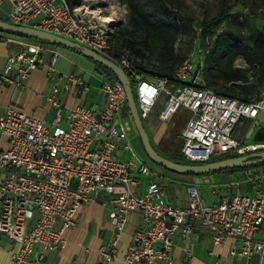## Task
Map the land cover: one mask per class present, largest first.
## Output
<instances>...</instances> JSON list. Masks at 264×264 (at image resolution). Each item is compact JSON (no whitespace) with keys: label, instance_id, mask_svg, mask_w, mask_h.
I'll return each mask as SVG.
<instances>
[{"label":"built area","instance_id":"2783aa9c","mask_svg":"<svg viewBox=\"0 0 264 264\" xmlns=\"http://www.w3.org/2000/svg\"><path fill=\"white\" fill-rule=\"evenodd\" d=\"M11 3L10 23L46 31L113 59L134 81L141 118L161 93L166 95L161 119L180 106L187 107L192 115L182 132L180 149L186 160L202 163L222 154L264 151V138L240 141L233 137L242 118L264 121L259 117L264 113V86L248 101L218 94L199 86L200 67L187 57L172 75L180 83L169 88L167 77L145 78L126 53L113 47V30L102 21L104 17L99 20L89 11L72 8L67 0ZM45 43L28 41L11 51L0 70V82L22 86L30 72L44 64ZM57 56L51 52L46 62L51 84L44 97L53 110L51 121L46 123L13 104L5 107L0 118V134L8 141V147L0 149V233L16 244L9 249L10 264H37L62 248L64 231L75 226L78 207L89 201L111 208L114 230L109 243L98 249L99 264H112L119 234L134 212L144 225L133 232L121 264H173L172 236L186 238L198 226L214 246L236 240L238 246L229 249L231 256L246 261L258 257V264H264V183L247 171L245 178L225 183L218 201L211 204L189 186L184 207L173 204L155 181L138 191L139 176L156 177L158 172L128 142L131 121L118 116L127 106L123 86L103 73L101 107L91 109L80 103L65 107L60 96L70 83L79 92L88 85L81 75L61 73L55 66ZM120 149L129 152L126 159L118 158ZM255 178L253 194H249L247 182Z\"/></svg>","mask_w":264,"mask_h":264},{"label":"crops","instance_id":"0c3cea01","mask_svg":"<svg viewBox=\"0 0 264 264\" xmlns=\"http://www.w3.org/2000/svg\"><path fill=\"white\" fill-rule=\"evenodd\" d=\"M11 9V0H0V20L9 22L8 13ZM28 41L34 40L0 32V70L5 66L7 55L11 51L18 50ZM46 44L47 43H45L44 46L48 49L50 46ZM44 57V64L33 69L29 76L23 80L22 86L14 87L0 82V118L4 113L5 107L9 104H13L20 107L25 112L43 119L46 123L51 121L53 110L46 103L44 97L51 84L46 73V62L49 58V54H47L46 51H44ZM58 57L59 56H57L55 65L56 68L61 73H73V71L66 68L64 63L59 64ZM87 70L92 74L89 79L84 78L81 73L77 74L81 75L84 82L88 85V89L85 92H79L75 83H70L68 89L61 92L60 98L65 107H72L80 103L88 108L96 109L101 107L104 103V95L99 89L101 74H103L102 68L98 67L95 63L90 64ZM73 74L76 75V73ZM92 77H94V81L91 80ZM57 83L62 85L63 80L59 79ZM153 106L147 116L142 118V121L144 120L143 125L153 147L159 153H166L164 157L172 158L175 155V151L169 149L171 139L175 135L174 133L179 132L183 141L182 132L192 112L187 107L182 106L189 112V115L184 121L181 129L176 131L160 118L162 108L157 115L152 113ZM128 115L129 113L126 108H123L118 114L119 118H128L131 121ZM259 117L264 120V113H260ZM260 123H264V121L258 122L255 120V129H259L253 141L264 138V127H260ZM61 124L64 125V121H62ZM132 130L133 123L131 122V130L128 136V142L131 148L142 160L158 172L156 177L149 175L139 176L141 181L138 191L145 189L148 183L155 181L161 186L166 197L173 204L184 207L187 204V187L194 186L198 189L202 197L204 194L207 195L205 197H208V199L207 201L205 200L206 198L204 199L205 203L211 204L218 201L224 187L223 185L234 178V173L228 172L190 175L170 171L159 165L154 166V163L148 159L144 152L140 137H138L139 135ZM7 147L8 141L0 134V149H6ZM128 155L129 152L124 149L118 151V158L120 159H126ZM75 219V226L66 229L63 233L65 238L63 247L47 254V256L37 264H99L98 249L101 245L109 243L114 230L110 220V206H103L99 201H89L78 207ZM143 225L144 221L139 213L134 212L128 216L125 226L119 234L118 242L115 247L116 258L113 260L112 264H121L120 257L130 242L133 232ZM172 238L173 264H258V257H252L250 260L246 261V259L241 256H231L229 254L231 245L238 246L236 240L214 246L209 234L200 226L193 229L191 234L186 238H181L178 234H174ZM12 247H16V244L0 233V264H10L9 249ZM187 249H189V253Z\"/></svg>","mask_w":264,"mask_h":264},{"label":"trees","instance_id":"16d2710c","mask_svg":"<svg viewBox=\"0 0 264 264\" xmlns=\"http://www.w3.org/2000/svg\"><path fill=\"white\" fill-rule=\"evenodd\" d=\"M72 8L81 4V0H67ZM228 0H219L218 13L202 22V48L205 50L200 67L199 86L211 88L218 94L235 97L248 101L250 97L257 95L264 86V31L256 29V37L248 42L241 28L240 15L230 12ZM129 22L133 25L131 30L116 29L111 34L112 45L120 50L123 42H126L132 52L130 59L135 69L147 79L167 77L168 87L179 84L172 75L178 65L187 57L175 52L174 46L179 36V29L172 24V20H179L183 24L192 25V19L182 15L177 9L168 5L165 0H128ZM232 17L226 26L222 22ZM141 31L136 36L134 32ZM116 38V40H114ZM154 45L158 48L151 65L144 64V51ZM237 58H242L247 68L234 66ZM102 72L115 76L104 66L97 63ZM126 72V71H125ZM127 73V72H126ZM134 99L137 104L135 85L130 75ZM128 112V108L126 106ZM181 145L175 150L174 157L168 159L183 164H193L186 160L181 152ZM237 156V154H222L208 161ZM264 166V162L240 168H230L215 173H239L251 167ZM251 179L247 186L251 187L256 182Z\"/></svg>","mask_w":264,"mask_h":264},{"label":"rangeland","instance_id":"374dc122","mask_svg":"<svg viewBox=\"0 0 264 264\" xmlns=\"http://www.w3.org/2000/svg\"><path fill=\"white\" fill-rule=\"evenodd\" d=\"M168 5L177 9L182 15L192 19V25H186L179 20H172V24L179 29V36L175 43L174 49L177 54H181L184 57H188L194 64L201 63L204 58L205 50L202 48V22L214 17L219 11V0H165ZM230 6V12L237 13L240 15L241 28L245 39L251 42L256 37V29L264 31V0H228ZM81 11H89L92 17L100 20L104 15H109L111 21H108V27L115 31L116 29H126L125 31L131 30L133 25L129 22V7L128 0H81V4L77 6ZM96 13H95V12ZM102 15V16H101ZM229 21H233L232 17L227 18L222 22V27L226 26ZM136 36L141 35V31L137 30L134 32ZM116 40V38H114ZM50 46L46 49V53L50 55L51 52H56L59 58V64L64 63L68 70L73 73H81L84 78L89 79L91 72L87 70L90 64H95L92 59L84 56L83 54L60 44H46ZM120 50L126 53L130 58L132 52L126 42H123ZM158 48L151 45L144 51V64L151 65L156 56ZM102 55L109 57L106 53ZM113 60V59H111ZM97 65V63H96ZM100 67L99 65H97ZM235 67L247 68L246 63L242 58H237L234 62ZM94 81V77L92 79ZM166 99L165 93H161L158 97L155 105L153 106L152 113H157L162 108L164 100ZM189 112L180 106L173 112L168 119L163 120L168 126L179 131L187 119ZM130 117V115H129ZM131 118V117H130ZM132 122V120H131ZM144 122V120H143ZM133 123V122H132ZM260 127H264V123H260ZM255 120L242 118L235 126L233 130V137L240 141H253L255 134L258 129L255 130ZM137 133L134 124L133 130ZM253 131V132H252ZM175 135L171 139L169 149L176 150L180 145L182 146V139L179 132L174 133ZM138 135V133H137ZM139 137V136H138ZM181 149V148H180ZM165 156L166 153H160ZM151 163V162H150ZM153 164V163H151ZM157 166V164H153ZM247 171L252 172V176H256L260 182L264 183V166L251 167L243 170L239 173H234L233 179L245 178ZM249 194H253L252 187L248 189ZM207 195H203L205 199ZM209 196V195H208ZM208 197L205 199L207 201Z\"/></svg>","mask_w":264,"mask_h":264},{"label":"water","instance_id":"95a60500","mask_svg":"<svg viewBox=\"0 0 264 264\" xmlns=\"http://www.w3.org/2000/svg\"><path fill=\"white\" fill-rule=\"evenodd\" d=\"M0 32L26 39L43 41L50 44H60L69 47L109 70L124 88L128 112L140 137L146 156L151 162L165 169L182 174L201 175L215 173L230 168L248 167L264 162V151L252 152L244 155H237L202 163L183 164L174 162L161 155L153 147L149 135L143 125L142 118L139 115L138 107L134 99L131 81L124 69L116 62L91 50L90 48L80 46L79 44L74 43L66 38L33 27L15 25L8 21L0 20Z\"/></svg>","mask_w":264,"mask_h":264},{"label":"bare ground","instance_id":"6f19581e","mask_svg":"<svg viewBox=\"0 0 264 264\" xmlns=\"http://www.w3.org/2000/svg\"><path fill=\"white\" fill-rule=\"evenodd\" d=\"M95 12V11H94ZM96 13V12H95ZM102 16V15H101ZM104 22H108V21H111V17L107 14V15H104V19L102 20Z\"/></svg>","mask_w":264,"mask_h":264}]
</instances>
